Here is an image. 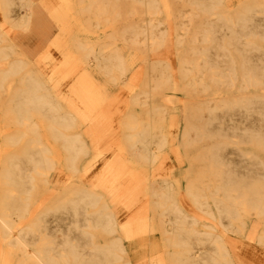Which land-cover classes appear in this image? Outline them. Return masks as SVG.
I'll return each mask as SVG.
<instances>
[{"label": "bare ground", "instance_id": "bare-ground-1", "mask_svg": "<svg viewBox=\"0 0 264 264\" xmlns=\"http://www.w3.org/2000/svg\"><path fill=\"white\" fill-rule=\"evenodd\" d=\"M168 16L179 83L166 58L148 63ZM59 28L70 54L50 65ZM177 95L186 164L151 181L135 231L130 185L181 158ZM253 222L264 244V0H0V264H134L127 241L154 229L169 264H264L235 238Z\"/></svg>", "mask_w": 264, "mask_h": 264}, {"label": "rangeland", "instance_id": "rangeland-1", "mask_svg": "<svg viewBox=\"0 0 264 264\" xmlns=\"http://www.w3.org/2000/svg\"><path fill=\"white\" fill-rule=\"evenodd\" d=\"M42 4H44L46 7L52 8L56 4V0H41ZM245 0H227L228 6L234 10L238 8ZM164 23L162 24L163 29H165L168 32V42L166 47H163L162 49H165L164 53H158L157 51H150L148 55V63L151 64L155 61H157L160 58H166L171 66L172 69V76L175 79L176 83H179L181 81L182 74L178 71V64H179V56L176 53V50L174 48V39L176 37V28L178 27L176 22L178 19H175L173 16H168L164 19ZM61 27V25H60ZM71 29L73 28H66L65 30H61V28L58 29V38L61 40V42H56L54 45L51 47L46 48V50L49 49L50 52L53 54V61L50 65H52L57 59H59L63 54H70V51H68V46L69 42L72 38L71 34ZM182 29L178 30V33H182ZM161 49V50H162ZM48 66L45 68L46 71L52 70V66ZM146 67V62H139L137 65H135L134 69L130 73V81L139 85L140 83L143 82L144 80V70ZM95 75V74H94ZM95 77L98 79V81L101 83V77L96 73ZM101 84H104L103 82ZM104 86V85H103ZM106 86V85H105ZM108 88V87H107ZM109 90L114 91L115 93L119 90L117 88H108ZM126 92V103L129 102L130 99V93H134L135 89H130L129 87H125L124 91ZM186 98L182 95L180 96H175V98L172 99L173 102V113L174 115L171 117V119H174L176 128L174 130V133L177 135V138L174 140V144L178 149L179 146V151L176 152L175 157H181L180 160L177 161L176 165L169 161V164L167 166V170H159L158 172H155L152 170L151 172L145 176L142 177L143 174H141V180L138 182H134L133 185H130L128 193L133 192L134 196H138V200H136V203L132 204V211L129 216V218L125 221L126 224L128 225H133L134 230H141L140 228L136 227V223L140 220V215L138 214L137 209L138 207L143 205L145 194L147 191V188L149 187L151 181H156V180H162L164 178L166 179H171V175L175 173L177 175V166H184L186 164V161L184 159V153L182 152L180 148V133L182 131V125L185 121V116L190 113L189 106L186 105ZM122 107L124 104L122 101L120 102ZM133 108L131 107V104L129 106L123 108V113L122 115L120 114L121 112L118 113V116L116 118L117 121V132L114 134V138L117 140H120V119L121 116L123 117L126 113L132 111ZM191 147H196V140L192 141ZM197 145V144H196ZM177 151V150H176ZM168 152V151H167ZM106 157V156H105ZM164 157V158H163ZM163 160L166 161L165 159L167 158V153L162 156ZM105 159V158H104ZM158 158L157 160H159ZM116 160V159H115ZM110 160L111 163L115 161ZM104 161L102 160L101 164L97 166V170L99 168H102L104 166ZM110 163V164H111ZM116 165V162L114 163ZM114 165L110 166L112 168ZM164 166V165H163ZM174 166V168H173ZM105 167V166H104ZM102 168L106 170V168ZM109 170H106L104 172H108ZM103 172V174H104ZM62 176L65 179V181H68V173L67 172H62ZM98 181L99 178L97 175H93L91 177H88L86 180L87 181ZM137 193V194H135ZM258 222V221H257ZM257 222H253L250 224L249 231L251 233L247 236H238L235 235L236 239L238 242L241 244V250L243 251L245 256L252 255V254H259L263 259H264V244L259 242L257 240V233H259L260 230V224ZM158 227V226H157ZM254 231H257L255 234L252 235ZM142 236H139L141 235ZM139 235L134 236L135 238H131V240H128L127 243H129V248L132 251V257H133V262L134 264H169L167 262V250L164 247V242L162 238V232L160 229H154L151 231L143 232ZM2 244V240L0 238V246ZM240 264H248L245 263L242 260H239Z\"/></svg>", "mask_w": 264, "mask_h": 264}]
</instances>
